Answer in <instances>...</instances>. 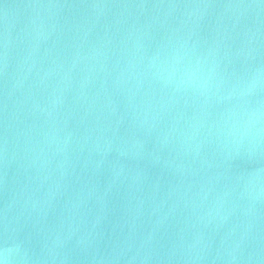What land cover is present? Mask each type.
I'll return each instance as SVG.
<instances>
[{"label": "water", "instance_id": "1", "mask_svg": "<svg viewBox=\"0 0 264 264\" xmlns=\"http://www.w3.org/2000/svg\"><path fill=\"white\" fill-rule=\"evenodd\" d=\"M0 264H264V0H0Z\"/></svg>", "mask_w": 264, "mask_h": 264}]
</instances>
